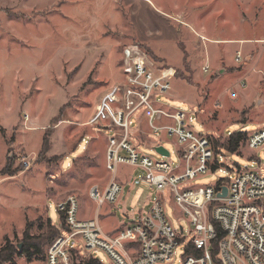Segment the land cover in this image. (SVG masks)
<instances>
[{"label": "rangeland", "instance_id": "rangeland-1", "mask_svg": "<svg viewBox=\"0 0 264 264\" xmlns=\"http://www.w3.org/2000/svg\"><path fill=\"white\" fill-rule=\"evenodd\" d=\"M132 43L175 70L171 90L160 98L175 109L197 111L199 132L222 144L229 133L264 128V0H0V248L9 239L21 249L29 226L28 241L43 250L15 256V264H48V217L59 224L56 204L69 195L79 198L81 218L97 216L111 235L127 220L123 211L138 217L148 210L156 191L131 166L119 167L124 190L118 203L98 209L88 194L111 178L107 133L90 121L102 94L121 79V52ZM138 125L142 135L136 139L150 145L141 150L161 158L151 149L159 141L147 121ZM160 139L175 150L171 136L163 132ZM247 150L246 142L241 153L221 147L226 159L220 166L251 162ZM258 157L264 163L262 152ZM170 159L176 167L175 152ZM8 164L14 175L2 173ZM227 177L217 170L192 184ZM167 211L176 226H189L172 200ZM180 254L179 248L173 264L181 263ZM93 255L102 260L94 264H114L104 251ZM76 257L93 259L88 253Z\"/></svg>", "mask_w": 264, "mask_h": 264}, {"label": "built area", "instance_id": "built-area-1", "mask_svg": "<svg viewBox=\"0 0 264 264\" xmlns=\"http://www.w3.org/2000/svg\"><path fill=\"white\" fill-rule=\"evenodd\" d=\"M241 59L238 51L236 60ZM118 66L121 79L105 91L110 96L102 99V94L90 121L107 133L105 166L111 178L103 186L92 185L88 194L98 209L118 203L124 190L118 181L122 165L138 168L139 179L156 193L140 216L123 211L127 220L112 235L103 231L97 217H80L76 195L58 202L65 228L49 246L47 263L72 264V249L80 248L82 254L104 251L114 264H173L180 248V264H264V163L258 157L264 154V128L248 132L244 154L252 161L225 170L220 166V160L226 159L220 148L216 151L209 134L193 125L197 111L175 109L161 100L160 95L172 88L173 68L159 65L138 43L122 49ZM101 103L105 105L100 109ZM143 119L159 141L151 149L165 147L160 139L165 132L174 139L175 150L165 147L168 155L156 150L159 159L143 152L140 147L149 142L135 136L142 135L138 124ZM173 152L176 167L170 159ZM217 170L227 179L192 184L197 176ZM170 200L189 222L187 228L176 226L168 214Z\"/></svg>", "mask_w": 264, "mask_h": 264}, {"label": "trees", "instance_id": "trees-1", "mask_svg": "<svg viewBox=\"0 0 264 264\" xmlns=\"http://www.w3.org/2000/svg\"><path fill=\"white\" fill-rule=\"evenodd\" d=\"M144 48V47H143ZM146 51L149 52L152 55V52L146 48ZM48 133H46V136ZM214 148L216 151H218L219 148H224L226 151L230 153H238L241 145H243L245 142L247 143L248 138V132L247 131H235L228 135L227 140L224 141L222 144H219L217 138H215L212 134L209 135ZM16 170H12L10 164L6 165L4 170L2 171L3 174L7 175H14ZM38 218L37 220H39ZM48 226H47V236H46V242L51 245V243L54 241V239L60 234L61 229L65 228L64 219L62 216H60V223L59 225H54L52 223V220L50 217H48ZM29 224V223H28ZM53 224V225H51ZM54 226V227H53ZM60 226V227H59ZM29 226L24 231V238L27 241V243L23 244L21 249H18L14 243H12L9 239L6 240L5 244L0 248V264H6V263H12L15 264V256L24 255L25 253H30L31 256V250L34 248V252H43L42 245L39 244L36 245V243H30L28 240L29 237ZM81 255L82 252L80 248H73L72 249V264H94V263H100L102 262L101 259L98 257H95L93 254V259H90L89 261H85L83 259H78L76 256Z\"/></svg>", "mask_w": 264, "mask_h": 264}, {"label": "water", "instance_id": "water-1", "mask_svg": "<svg viewBox=\"0 0 264 264\" xmlns=\"http://www.w3.org/2000/svg\"><path fill=\"white\" fill-rule=\"evenodd\" d=\"M155 148H156V150L158 152H160L162 154H165V155H168L169 154V151L165 147H163V146H156ZM226 193H227V188L225 187L223 194L225 195ZM19 246L21 247L22 245H19Z\"/></svg>", "mask_w": 264, "mask_h": 264}, {"label": "crops", "instance_id": "crops-1", "mask_svg": "<svg viewBox=\"0 0 264 264\" xmlns=\"http://www.w3.org/2000/svg\"><path fill=\"white\" fill-rule=\"evenodd\" d=\"M106 144H107V136H106ZM105 151H106V148H105ZM95 217H97V216H95ZM92 218H94V217H92ZM98 218V217H97ZM99 220V219H98ZM53 223V222H52ZM60 223V222H59ZM99 223H100V221H99ZM122 223V222H121ZM54 224V223H53ZM54 225H59V224H54ZM101 225V224H100ZM106 233V232H105ZM106 234H108V235H111V234H109V233H106Z\"/></svg>", "mask_w": 264, "mask_h": 264}]
</instances>
